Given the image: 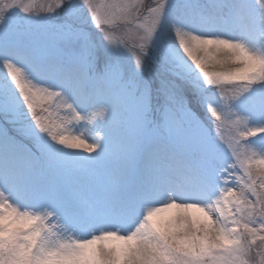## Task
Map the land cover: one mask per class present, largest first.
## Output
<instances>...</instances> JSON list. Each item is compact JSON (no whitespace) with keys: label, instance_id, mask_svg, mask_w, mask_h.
<instances>
[{"label":"snow or ice","instance_id":"6c2138e0","mask_svg":"<svg viewBox=\"0 0 264 264\" xmlns=\"http://www.w3.org/2000/svg\"><path fill=\"white\" fill-rule=\"evenodd\" d=\"M0 264H264V0H0Z\"/></svg>","mask_w":264,"mask_h":264},{"label":"rangeland","instance_id":"374dc122","mask_svg":"<svg viewBox=\"0 0 264 264\" xmlns=\"http://www.w3.org/2000/svg\"><path fill=\"white\" fill-rule=\"evenodd\" d=\"M38 2H39V0H38Z\"/></svg>","mask_w":264,"mask_h":264}]
</instances>
